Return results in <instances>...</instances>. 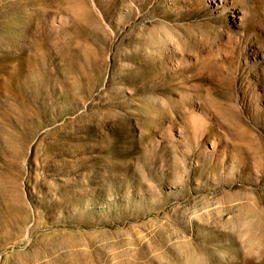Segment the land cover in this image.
Segmentation results:
<instances>
[{"label":"rangeland","instance_id":"rangeland-1","mask_svg":"<svg viewBox=\"0 0 264 264\" xmlns=\"http://www.w3.org/2000/svg\"><path fill=\"white\" fill-rule=\"evenodd\" d=\"M0 264H264V0H0Z\"/></svg>","mask_w":264,"mask_h":264}]
</instances>
